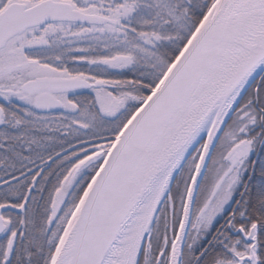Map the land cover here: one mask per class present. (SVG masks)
<instances>
[{
    "label": "snow or ice",
    "instance_id": "obj_1",
    "mask_svg": "<svg viewBox=\"0 0 264 264\" xmlns=\"http://www.w3.org/2000/svg\"><path fill=\"white\" fill-rule=\"evenodd\" d=\"M0 264H264V0H0Z\"/></svg>",
    "mask_w": 264,
    "mask_h": 264
}]
</instances>
